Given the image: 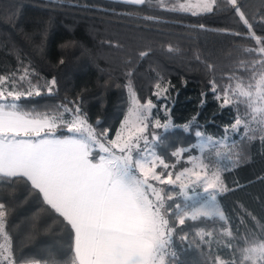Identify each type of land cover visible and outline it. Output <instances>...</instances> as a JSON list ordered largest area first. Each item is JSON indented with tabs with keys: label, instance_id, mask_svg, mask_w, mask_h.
Here are the masks:
<instances>
[{
	"label": "trees",
	"instance_id": "16d2710c",
	"mask_svg": "<svg viewBox=\"0 0 264 264\" xmlns=\"http://www.w3.org/2000/svg\"><path fill=\"white\" fill-rule=\"evenodd\" d=\"M242 2L254 31L264 36L262 0ZM172 6L170 0L163 4L148 0L145 6L117 0H0V75L15 74L18 78L27 68L28 78L39 85L41 95L23 99L26 110L54 115L63 112L61 105L72 108L78 104L97 130L109 128L112 136L127 110L131 86L139 97H150L170 109L171 121L177 127L158 130L163 143L156 150L172 162L171 151L195 143V130L214 138L224 135L236 112L219 107L209 80L226 85L229 75L246 76L239 62L253 59L254 54L246 49L256 47L254 41L246 39L247 28L229 11L193 16L170 11ZM145 16H155L158 22ZM233 32L244 35L237 37ZM141 52L148 55L141 57ZM207 64L215 66L214 73L208 71ZM52 78L57 84L49 93L46 85ZM158 81L168 88V93H162L166 99L152 95ZM24 83L27 87V80ZM193 117L196 123L191 131L179 127ZM65 118L70 119L71 113ZM229 138L242 158L223 173L229 190L217 196L227 221L201 219L182 226L183 232L173 238L178 264H210L215 256L236 259L239 264L241 249L261 234L264 142L258 137L242 140L240 133L230 132ZM0 202L8 208L6 230L19 261L35 259L52 264L70 254L71 234L28 186L0 178ZM177 203L192 206L181 196ZM224 224L233 232L232 237L223 235ZM199 228L213 232L212 237H205L209 244L190 245ZM184 232L189 240L181 241L179 235Z\"/></svg>",
	"mask_w": 264,
	"mask_h": 264
},
{
	"label": "snow or ice",
	"instance_id": "6c2138e0",
	"mask_svg": "<svg viewBox=\"0 0 264 264\" xmlns=\"http://www.w3.org/2000/svg\"><path fill=\"white\" fill-rule=\"evenodd\" d=\"M117 2L145 6L148 0ZM170 2V11L193 16L231 12L247 28L246 39L256 45L246 49L254 58L239 62L246 76L229 75L226 85L209 80L219 107L236 112L233 121L225 126L224 135L214 138L195 130L196 143L171 151L172 162L156 150L163 143L158 130L177 127L171 121L170 109L150 97H139L131 86L126 114L113 137L109 128L97 130L78 104L72 108L61 105L63 112L54 115L26 110L21 101L41 95L39 85L28 78L27 68L18 78L15 74L0 75V178L28 186L61 218L71 234L70 254L52 264H178L173 238L183 232L182 226L201 219L227 221L217 196L229 190L223 173L242 158L229 133H240L242 140L258 137L264 142V36L254 31L242 0ZM144 19L158 22L155 16ZM260 19L264 23V12ZM146 55L147 52L140 53L141 57ZM206 67L214 73L213 64ZM56 84L52 78L47 91L52 93ZM155 89L153 96L167 98L162 97V93H168L163 83L158 81ZM68 113L70 119L65 118ZM195 123L193 117L179 127L189 132ZM193 150L198 155L191 154ZM197 188L205 194L202 202L192 206L177 203L178 196L185 201L193 199L189 189L195 192ZM7 216V205L0 202V264H49L16 258L6 230ZM221 230L223 235L233 236L226 224L221 225ZM212 236V231L199 228L191 240L187 232L179 239L200 247L209 244L205 237ZM241 256L239 264H264V226L259 238L248 241L241 249ZM210 264H237V260L215 256Z\"/></svg>",
	"mask_w": 264,
	"mask_h": 264
},
{
	"label": "rangeland",
	"instance_id": "374dc122",
	"mask_svg": "<svg viewBox=\"0 0 264 264\" xmlns=\"http://www.w3.org/2000/svg\"><path fill=\"white\" fill-rule=\"evenodd\" d=\"M125 114H126V112H125ZM123 118H124V116H123ZM123 118L121 119V121L123 120ZM121 121H120L119 125L117 126L116 130L120 127ZM116 130H115V132H116ZM115 132L113 134V137L115 136ZM195 143H196V141H195ZM191 154L198 155V153L195 150H193V152ZM189 194L192 196L193 199L188 200V202H191L192 205L202 202L204 199V195H205L203 193L202 189H199V188H197L195 192H193L191 189H189ZM0 242H2V241H0Z\"/></svg>",
	"mask_w": 264,
	"mask_h": 264
}]
</instances>
